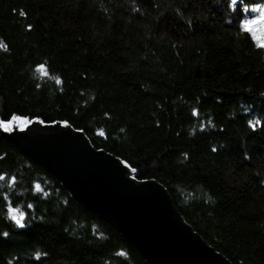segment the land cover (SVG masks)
<instances>
[{
  "label": "trees",
  "instance_id": "1",
  "mask_svg": "<svg viewBox=\"0 0 264 264\" xmlns=\"http://www.w3.org/2000/svg\"><path fill=\"white\" fill-rule=\"evenodd\" d=\"M254 8L264 0H0V119L66 120L162 183L232 264H264V23L245 28L259 21ZM0 264L144 263L0 134Z\"/></svg>",
  "mask_w": 264,
  "mask_h": 264
},
{
  "label": "water",
  "instance_id": "2",
  "mask_svg": "<svg viewBox=\"0 0 264 264\" xmlns=\"http://www.w3.org/2000/svg\"><path fill=\"white\" fill-rule=\"evenodd\" d=\"M0 134L121 233L144 264H232L179 217L162 183L101 148L66 120L13 113Z\"/></svg>",
  "mask_w": 264,
  "mask_h": 264
},
{
  "label": "snow or ice",
  "instance_id": "3",
  "mask_svg": "<svg viewBox=\"0 0 264 264\" xmlns=\"http://www.w3.org/2000/svg\"><path fill=\"white\" fill-rule=\"evenodd\" d=\"M233 4L236 3V0H232ZM247 11V9H246ZM251 11L253 12H258L260 14L259 16V21L258 20H249V21H246V24H245V28L246 30L248 31H252L250 25L252 24H256L258 22L260 23H264V8H254V9H251ZM253 35L255 37V33L253 32ZM257 40L259 42V46L260 47H264V38H260V37H257ZM37 71L42 75V76H46L48 75L47 71L44 69L43 66H40ZM57 83H61V81L57 78ZM37 190H40L39 189V185H37ZM18 210H12V219H14L16 221L17 224H19L20 226H23V224L21 223L23 221V213H19L17 214Z\"/></svg>",
  "mask_w": 264,
  "mask_h": 264
},
{
  "label": "rangeland",
  "instance_id": "4",
  "mask_svg": "<svg viewBox=\"0 0 264 264\" xmlns=\"http://www.w3.org/2000/svg\"><path fill=\"white\" fill-rule=\"evenodd\" d=\"M4 121V120H3ZM7 121V120H6Z\"/></svg>",
  "mask_w": 264,
  "mask_h": 264
}]
</instances>
